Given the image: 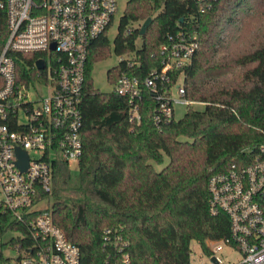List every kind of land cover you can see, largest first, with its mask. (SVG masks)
Masks as SVG:
<instances>
[{
	"label": "trees",
	"instance_id": "trees-1",
	"mask_svg": "<svg viewBox=\"0 0 264 264\" xmlns=\"http://www.w3.org/2000/svg\"><path fill=\"white\" fill-rule=\"evenodd\" d=\"M201 12L194 0H128L113 49L135 51L141 76L160 64V44L182 26L195 30L200 46L186 66V96L202 101L158 127L147 92L142 120L130 123L127 101L93 83L95 64L111 50L108 29L89 47L81 96L84 148L79 183L71 184L67 161L54 164L51 200L55 221L77 243L81 264H191V242L227 235V213L209 209L210 176L232 162L256 158L264 142V0H212ZM151 16L144 34L140 26ZM130 31L127 32V29ZM38 51L15 52L17 78L34 76ZM126 69L108 70L111 83ZM158 169L154 162L164 163ZM113 232L105 239L106 230ZM122 240L115 243V237ZM126 264V263H125Z\"/></svg>",
	"mask_w": 264,
	"mask_h": 264
},
{
	"label": "built area",
	"instance_id": "built-area-1",
	"mask_svg": "<svg viewBox=\"0 0 264 264\" xmlns=\"http://www.w3.org/2000/svg\"><path fill=\"white\" fill-rule=\"evenodd\" d=\"M194 1L202 13L213 6L212 0ZM117 11L118 0H0V264H81L80 247L55 221L46 194L53 189L55 162L70 165L83 152L80 102L88 51ZM199 46L195 30L169 32L160 44V64L143 76L135 71L137 53L121 54L117 65L126 69L112 91L126 98L130 123L141 122L147 92L158 127L176 119L175 104H203L186 96L185 88L186 66ZM29 51L41 54L26 81L17 78L14 53ZM40 58L43 68L35 64ZM39 88L45 94L31 93ZM16 148L27 153L24 169ZM208 188L210 211L230 218L229 233L207 240V251L201 247L212 264H264V142L254 160L213 173ZM40 201L46 204L38 206ZM112 232L106 230V240ZM6 233L12 236L3 241ZM122 238L116 236L115 243ZM126 244L119 245L123 264L130 261ZM224 246L240 258L223 260L217 251Z\"/></svg>",
	"mask_w": 264,
	"mask_h": 264
},
{
	"label": "rangeland",
	"instance_id": "rangeland-1",
	"mask_svg": "<svg viewBox=\"0 0 264 264\" xmlns=\"http://www.w3.org/2000/svg\"><path fill=\"white\" fill-rule=\"evenodd\" d=\"M128 0H118V11L115 15V19L108 30V36L110 39L111 50L110 54L103 60L98 61L95 64L93 72V83L94 85L102 91H111L113 88L112 83L108 77V70L117 65L120 62L121 54H117L113 49L114 38L118 33L119 23L121 16L124 14L125 8L127 6ZM135 25L141 26L136 22ZM45 88H39L37 92L31 91L32 94H45ZM205 105L201 103L194 104L196 108H203ZM187 106L184 104H175V117L176 119L181 118L187 110ZM169 161L168 156L164 159V163L154 162L155 166L158 169H161ZM79 166L78 162L73 160L70 162V179L72 185H77L79 183ZM46 201H40L38 206H44ZM12 236L11 233H6L3 236V241L8 240ZM192 254H191V263L192 264H212L208 255L202 250L200 243L197 240L191 242ZM217 254L223 258V260H233L237 261L240 258V254L231 249L230 247L224 246L222 249L217 251Z\"/></svg>",
	"mask_w": 264,
	"mask_h": 264
},
{
	"label": "water",
	"instance_id": "water-1",
	"mask_svg": "<svg viewBox=\"0 0 264 264\" xmlns=\"http://www.w3.org/2000/svg\"><path fill=\"white\" fill-rule=\"evenodd\" d=\"M153 18L151 16L147 17L144 22L142 23V25L140 26V34H144L148 28V26L150 25V23L152 22ZM53 48L55 47V44H52ZM35 64H37V67L39 68H43L45 65V61L43 58L38 59L37 61H35ZM16 152H17V164L19 165V167L21 169H24L27 166V153L25 150L20 149V148H16Z\"/></svg>",
	"mask_w": 264,
	"mask_h": 264
}]
</instances>
